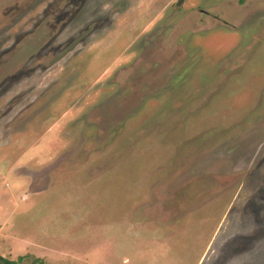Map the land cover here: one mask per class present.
I'll return each mask as SVG.
<instances>
[{
    "label": "rangeland",
    "instance_id": "rangeland-1",
    "mask_svg": "<svg viewBox=\"0 0 264 264\" xmlns=\"http://www.w3.org/2000/svg\"><path fill=\"white\" fill-rule=\"evenodd\" d=\"M0 255L264 264V0H0Z\"/></svg>",
    "mask_w": 264,
    "mask_h": 264
},
{
    "label": "trees",
    "instance_id": "trees-1",
    "mask_svg": "<svg viewBox=\"0 0 264 264\" xmlns=\"http://www.w3.org/2000/svg\"><path fill=\"white\" fill-rule=\"evenodd\" d=\"M23 260V257L18 258L17 261L8 260L0 255V264H19Z\"/></svg>",
    "mask_w": 264,
    "mask_h": 264
},
{
    "label": "water",
    "instance_id": "water-1",
    "mask_svg": "<svg viewBox=\"0 0 264 264\" xmlns=\"http://www.w3.org/2000/svg\"><path fill=\"white\" fill-rule=\"evenodd\" d=\"M179 2H180V1H179ZM179 2H178V3H179Z\"/></svg>",
    "mask_w": 264,
    "mask_h": 264
},
{
    "label": "crops",
    "instance_id": "crops-1",
    "mask_svg": "<svg viewBox=\"0 0 264 264\" xmlns=\"http://www.w3.org/2000/svg\"><path fill=\"white\" fill-rule=\"evenodd\" d=\"M2 256V255H1Z\"/></svg>",
    "mask_w": 264,
    "mask_h": 264
}]
</instances>
